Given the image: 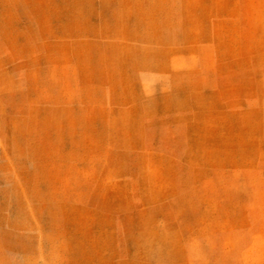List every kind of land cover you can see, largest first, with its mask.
Masks as SVG:
<instances>
[{
  "label": "rangeland",
  "instance_id": "obj_1",
  "mask_svg": "<svg viewBox=\"0 0 264 264\" xmlns=\"http://www.w3.org/2000/svg\"><path fill=\"white\" fill-rule=\"evenodd\" d=\"M0 264H264V0H0Z\"/></svg>",
  "mask_w": 264,
  "mask_h": 264
}]
</instances>
